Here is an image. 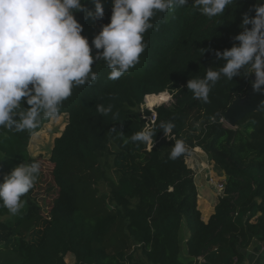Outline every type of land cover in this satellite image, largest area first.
<instances>
[{
	"label": "trees",
	"instance_id": "obj_1",
	"mask_svg": "<svg viewBox=\"0 0 264 264\" xmlns=\"http://www.w3.org/2000/svg\"><path fill=\"white\" fill-rule=\"evenodd\" d=\"M101 2L102 19L75 13L90 45L110 22L113 0ZM193 3L187 0L169 13L156 14L154 27L144 34L147 47L139 63L118 80L108 79L104 61L94 62L97 80L75 87L63 102L52 118L66 115L68 120L50 156L58 192L48 223L43 225V210L33 195L40 171L17 214L0 206V264H66L69 254L76 264H243L254 241L264 246V110L247 115L234 128L224 122L233 101L246 96L252 75L232 81L222 76L209 103L194 100L186 87L188 80L223 66L225 61L208 51L203 54L204 49L223 52L238 44L232 38L242 31V15L257 0H236L211 19ZM84 7L94 11L93 0H84ZM96 52L93 47L92 54ZM163 93L174 103L155 109L150 150L148 143L125 144L110 132L116 129L128 138L145 131L143 117L151 113L141 112L145 99ZM99 104L111 105L112 112L101 116ZM52 119L43 120L34 134L0 131V183L20 164L38 161L30 156L29 144ZM166 122L175 125L167 137L160 127ZM176 140H183L189 151L173 161L169 153ZM197 148L225 175L224 196L207 223L198 206L195 173L186 163ZM106 153L113 156L118 177L108 200L100 201L92 195L87 175L102 172L95 164ZM83 195L89 196L84 203ZM119 226L125 238L121 247L109 251L107 240ZM185 227L187 262L181 258ZM134 247L142 259L128 253Z\"/></svg>",
	"mask_w": 264,
	"mask_h": 264
},
{
	"label": "clouds",
	"instance_id": "obj_2",
	"mask_svg": "<svg viewBox=\"0 0 264 264\" xmlns=\"http://www.w3.org/2000/svg\"><path fill=\"white\" fill-rule=\"evenodd\" d=\"M93 3L94 11L85 9L84 0H0V131L34 134L43 120L59 114L75 87L97 80L94 62L104 61L110 69L108 79L118 80L139 63L147 47L144 34L154 27L151 21L156 14L169 13L187 0H113L110 22L102 25L90 45L75 13L84 12L94 21L102 19L101 0ZM234 3L236 0H194L193 6L211 19ZM240 28L232 38L239 43L230 49H204L203 54L214 53L225 63L219 70H207L202 78L188 80L186 87L194 100L209 103V94L222 76L232 81L241 74L246 79L254 74L252 89L264 95V0H257L242 15ZM259 107L264 110V102ZM96 110L107 116L112 106L99 104ZM160 127L167 137L175 125L166 122ZM110 132L125 144L153 143L150 130L128 138L116 129ZM188 151L183 140H176L169 159L175 161ZM40 171L39 161L15 167L0 183V206L17 214L23 207L21 198L33 189Z\"/></svg>",
	"mask_w": 264,
	"mask_h": 264
},
{
	"label": "rangeland",
	"instance_id": "obj_3",
	"mask_svg": "<svg viewBox=\"0 0 264 264\" xmlns=\"http://www.w3.org/2000/svg\"><path fill=\"white\" fill-rule=\"evenodd\" d=\"M172 98V96L168 93ZM173 100V98H172ZM170 104H173V101H170ZM148 107L146 103L141 108V112L147 110ZM67 116L63 115L60 118L52 119L48 124H46L43 129L35 134L29 144V154L32 158L38 159L41 165V177L36 183V189L34 191V198L40 204L43 210V216L45 218V224L48 223L47 215L52 208L53 200L57 197V188L54 185L53 178L51 175L53 165L50 163L51 151L54 146L55 140L61 136L65 127L67 125ZM151 144L149 142L148 148L150 149ZM192 159V160H190ZM189 168H191L196 177V182L198 186V206L202 212H204V201L206 196H210L209 200L214 202L213 204L218 203L219 197H217L216 185L221 178V173L217 167L213 165L210 161V158L200 149V151L195 149L191 156L186 161ZM96 167H99L102 171L101 173L97 171H92L87 175V183L93 188V196L101 199L106 198L108 200L109 193L115 182L117 181V174L113 168V156L109 154H104L102 157L98 158L96 162ZM213 182V183H212ZM211 183V184H210ZM209 191V192H207ZM207 193H209L207 195ZM205 197H204V196ZM215 197V198H214ZM81 199L87 201L89 196L83 195ZM97 208L95 207L94 210ZM42 226V228L44 227ZM188 229L185 227L182 232L181 237V258L183 261H189L187 252L185 251L184 246V237L187 235ZM125 238V232L121 226L114 229L110 238L107 240V247L109 251H114L115 248L121 247V241ZM131 248L128 253H133L137 258L142 259L140 252L136 247ZM66 264H76V259L71 254L67 255L65 258Z\"/></svg>",
	"mask_w": 264,
	"mask_h": 264
},
{
	"label": "water",
	"instance_id": "obj_4",
	"mask_svg": "<svg viewBox=\"0 0 264 264\" xmlns=\"http://www.w3.org/2000/svg\"><path fill=\"white\" fill-rule=\"evenodd\" d=\"M254 79V74H252L246 96L237 97L230 108L225 112L224 122L228 126L234 128L237 123L243 120L247 115L262 111L259 105L264 102V95L253 91L251 81H254ZM261 87L264 89V86Z\"/></svg>",
	"mask_w": 264,
	"mask_h": 264
},
{
	"label": "crops",
	"instance_id": "obj_5",
	"mask_svg": "<svg viewBox=\"0 0 264 264\" xmlns=\"http://www.w3.org/2000/svg\"><path fill=\"white\" fill-rule=\"evenodd\" d=\"M213 165L215 166L214 163H213ZM220 173L222 175L221 176L222 180H220V181H225V175L221 171H220ZM195 183L197 186L196 177H195ZM197 189H198V186H197ZM209 199L210 198L208 195V196H206V199L203 200L205 210H204V212H202V220L205 223H207L215 213L216 203L212 204V201H210ZM188 237H189V234L187 233V235L184 237V246H185L186 252H187L186 242L188 240ZM245 255H246V260L243 264H264V246L261 243H259L258 241H254L251 244V246L245 251Z\"/></svg>",
	"mask_w": 264,
	"mask_h": 264
},
{
	"label": "built area",
	"instance_id": "obj_6",
	"mask_svg": "<svg viewBox=\"0 0 264 264\" xmlns=\"http://www.w3.org/2000/svg\"><path fill=\"white\" fill-rule=\"evenodd\" d=\"M149 97V96H148ZM147 98V97H146ZM170 101H173L172 98L169 96V99L166 102H163V104L157 105L154 109L150 110L149 108L147 110H149L151 113L149 116H144V120L146 121V130H149L156 122L157 119V115L155 112V109L158 108L159 106H166V107H170L172 104H170ZM145 103H146V99H145ZM144 103V104H145ZM174 103V101H173ZM170 134V133H169ZM168 134V135H169ZM170 140V139H168ZM151 144V142H150ZM149 146V143H148ZM152 147V144H151ZM150 147V149H151ZM149 149V148H148ZM149 149V150H150ZM224 189H225V181H219L218 184L216 185V192H217V197H223L224 196ZM200 262L203 261L202 258L199 259Z\"/></svg>",
	"mask_w": 264,
	"mask_h": 264
},
{
	"label": "bare ground",
	"instance_id": "obj_7",
	"mask_svg": "<svg viewBox=\"0 0 264 264\" xmlns=\"http://www.w3.org/2000/svg\"><path fill=\"white\" fill-rule=\"evenodd\" d=\"M169 99V95H168V93H163V94H161V95H159V96H149V97H147L146 98V106L150 109V110H152V109H154L157 105H160V104H163V102H166L167 100ZM198 149V148H197ZM196 149V150H197ZM199 151H200V149H198ZM190 160H192V159H190ZM213 183V182H212ZM211 184V183H210ZM207 192H209V191H207ZM209 193H207V195H208ZM204 196V195H203ZM211 196V195H210ZM209 196V197H210ZM215 198V197H214ZM214 202H212V204H213ZM211 204V205H212ZM210 210V209H209Z\"/></svg>",
	"mask_w": 264,
	"mask_h": 264
}]
</instances>
